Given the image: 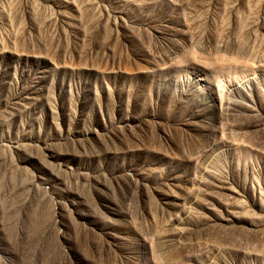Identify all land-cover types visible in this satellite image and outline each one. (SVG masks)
<instances>
[{"label":"rangeland","instance_id":"obj_1","mask_svg":"<svg viewBox=\"0 0 264 264\" xmlns=\"http://www.w3.org/2000/svg\"><path fill=\"white\" fill-rule=\"evenodd\" d=\"M0 264H264V0H0Z\"/></svg>","mask_w":264,"mask_h":264}]
</instances>
